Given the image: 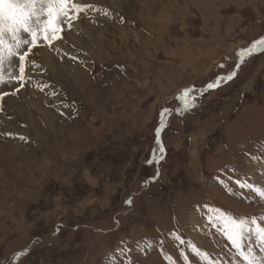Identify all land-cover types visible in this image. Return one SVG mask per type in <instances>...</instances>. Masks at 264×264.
Listing matches in <instances>:
<instances>
[{
	"label": "rangeland",
	"instance_id": "obj_1",
	"mask_svg": "<svg viewBox=\"0 0 264 264\" xmlns=\"http://www.w3.org/2000/svg\"><path fill=\"white\" fill-rule=\"evenodd\" d=\"M80 2L101 10L33 49L27 71L51 87L3 102L0 264H244L209 209L264 217L236 183L264 187V51L239 57L264 39V0ZM231 71L176 111L185 88ZM8 79L0 92L19 87ZM164 108V158L148 163Z\"/></svg>",
	"mask_w": 264,
	"mask_h": 264
},
{
	"label": "snow or ice",
	"instance_id": "obj_2",
	"mask_svg": "<svg viewBox=\"0 0 264 264\" xmlns=\"http://www.w3.org/2000/svg\"><path fill=\"white\" fill-rule=\"evenodd\" d=\"M100 10L98 6L82 3L80 0H0V86L5 84L6 75L9 77L8 83L18 82L19 84L14 92H0V112L5 110L3 103L5 97L19 93L29 83H33L40 91L51 87V85L37 80L34 74L27 71L29 66L33 69L40 68V64L32 58L34 56L33 49L40 46L39 42L42 40L48 46H52L54 41L64 38L65 26L67 30H71L74 23L81 19L82 14L87 16L93 11ZM104 12L105 15L109 14L107 10ZM121 22H123L122 17ZM258 51H264V39L256 41L250 48L242 49L239 52L240 63L244 62L245 56H250ZM70 58L78 59V57ZM14 63L18 65L16 74L9 71ZM236 75V71H231L226 75L216 77L202 88H185L178 97L182 107L176 111L179 114L190 111L197 106L198 96H203L206 92L221 87L223 83L232 81ZM49 95L55 96L57 93L51 91ZM171 113L172 109L169 108H164L160 113L161 126L156 130L160 155L157 157L156 150H154L153 158L148 163L153 161L159 163L164 158L165 149L160 140V133L166 126L165 117ZM2 135L18 138L24 142H28L29 139L11 131L2 133ZM236 183L241 189H250L261 199H264V187L240 180H237ZM126 203L131 205L132 200L129 198ZM209 212L211 214L209 219H214V222L219 225L218 230L231 243L244 264H264V217L238 218L218 208H210ZM180 243L183 244L184 241L180 240ZM257 248L260 255H257ZM192 250L207 259V254L200 253L195 245H192ZM122 251H130V249ZM211 264H218V262L213 261Z\"/></svg>",
	"mask_w": 264,
	"mask_h": 264
},
{
	"label": "crops",
	"instance_id": "obj_3",
	"mask_svg": "<svg viewBox=\"0 0 264 264\" xmlns=\"http://www.w3.org/2000/svg\"><path fill=\"white\" fill-rule=\"evenodd\" d=\"M218 49H219V48H218ZM222 54H223V53H221L220 56H221ZM223 55H224V54H223ZM223 55H222V56H223ZM222 56H221V57H222Z\"/></svg>",
	"mask_w": 264,
	"mask_h": 264
},
{
	"label": "trees",
	"instance_id": "obj_4",
	"mask_svg": "<svg viewBox=\"0 0 264 264\" xmlns=\"http://www.w3.org/2000/svg\"><path fill=\"white\" fill-rule=\"evenodd\" d=\"M260 39H261V38H260ZM260 39L255 40V42L258 41V40H260ZM255 42H254V43H255Z\"/></svg>",
	"mask_w": 264,
	"mask_h": 264
},
{
	"label": "bare ground",
	"instance_id": "obj_5",
	"mask_svg": "<svg viewBox=\"0 0 264 264\" xmlns=\"http://www.w3.org/2000/svg\"><path fill=\"white\" fill-rule=\"evenodd\" d=\"M55 72H56V71H55ZM76 81H77V80H76ZM77 82H78V81H77ZM77 82H76V83H77ZM83 83H84V82H83ZM32 117H33V116H32ZM29 120H30V119H29Z\"/></svg>",
	"mask_w": 264,
	"mask_h": 264
}]
</instances>
